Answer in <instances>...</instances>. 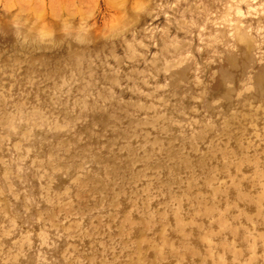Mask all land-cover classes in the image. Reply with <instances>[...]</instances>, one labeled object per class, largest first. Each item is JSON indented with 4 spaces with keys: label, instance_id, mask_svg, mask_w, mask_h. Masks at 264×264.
Here are the masks:
<instances>
[{
    "label": "rangeland",
    "instance_id": "rangeland-1",
    "mask_svg": "<svg viewBox=\"0 0 264 264\" xmlns=\"http://www.w3.org/2000/svg\"><path fill=\"white\" fill-rule=\"evenodd\" d=\"M0 264H264V0H0Z\"/></svg>",
    "mask_w": 264,
    "mask_h": 264
}]
</instances>
